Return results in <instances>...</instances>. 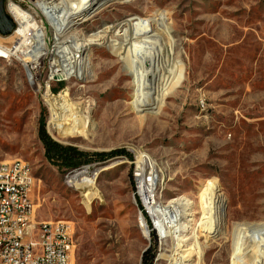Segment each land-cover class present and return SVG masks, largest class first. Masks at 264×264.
<instances>
[{
	"label": "rangeland",
	"instance_id": "1",
	"mask_svg": "<svg viewBox=\"0 0 264 264\" xmlns=\"http://www.w3.org/2000/svg\"><path fill=\"white\" fill-rule=\"evenodd\" d=\"M98 4L90 22L67 30L58 43H86L104 27L129 19L151 22L164 35L166 51L172 45L175 68L171 87L159 93L161 106L147 112L135 104L133 77L121 61L125 44L111 37L86 51L85 80L54 85L55 96L63 92L90 119L86 132L63 137L53 121V103L29 85L21 59H0V164L22 160L30 166L37 222L74 224L72 264H142L154 240L138 222L131 159L96 157L142 149L161 172L163 205L183 198L198 212L195 226L179 237L163 241L154 232L160 241L153 264H172L184 249L190 258L182 264H251L248 236L235 228L264 229V0ZM53 41L46 40L48 48ZM42 127L54 142L85 154L82 164L66 168L49 161ZM84 171L88 179L97 175L89 198L72 183ZM212 191L225 199L224 221L215 234L198 224L203 199Z\"/></svg>",
	"mask_w": 264,
	"mask_h": 264
},
{
	"label": "bare ground",
	"instance_id": "2",
	"mask_svg": "<svg viewBox=\"0 0 264 264\" xmlns=\"http://www.w3.org/2000/svg\"><path fill=\"white\" fill-rule=\"evenodd\" d=\"M3 1L4 5H6L5 13L7 14V11L8 13H15V1H8V4L7 0ZM122 1L131 2L132 0ZM98 3L99 0H75V2L73 0H61L62 6L67 8V12L69 13L66 24L59 30V39H64L67 30L83 25V22H87L89 17L94 16L92 14L95 13V7L98 6ZM26 30H28L27 27L19 29L18 32H14L8 37L0 36V59L8 60L19 53V59L23 62L25 70H27L25 62L28 59L31 62L32 60H41L49 53L46 40H41L40 30L35 27L28 30V32H32L35 40H27ZM162 35L149 21L129 19L116 26L104 27L98 33L92 35L93 38L88 42L86 41V43L80 42L79 44L76 41H73L69 45L59 43L57 48L53 50V55L56 56V54H59L61 58L60 65H57L58 70L62 71V75H59V77L64 79L63 83H68L73 78L82 82L89 74V68H87L88 55H86L88 48L105 45L111 37L119 38L124 42L126 48V51L121 55V61L133 77L135 104L142 111L152 112L157 110L161 106L160 97H158L159 93H163L171 87V78L175 75V68L172 67L173 65L171 63L172 45L166 51L165 47L167 46V42L164 40V35ZM17 37L19 38V43L15 44L14 40ZM10 41L12 44H6ZM22 47L23 50H20ZM31 54L33 55L32 58ZM26 78L29 85L34 88V81L30 80L29 73H26ZM66 96L62 92L50 101V105L53 103L51 105L53 121L56 122L57 130L61 136L66 137L68 135L71 138H75L76 135H81L86 132L90 125V119L88 115L78 113L76 108L68 103ZM54 139H57V137L54 136ZM144 159H151L152 164L156 166L153 159L146 152H144ZM4 166L5 163L0 164V168ZM26 173L34 179L33 172L27 163ZM85 174L86 171L75 175L72 178V183L77 187L80 186V190L86 194L84 198H89L92 192L88 189L94 186L97 175L92 179H88L85 177ZM159 176H161L160 171ZM161 185V177H154L152 179L151 191L148 196V203H150V206H148V214L156 222L158 238L165 241L171 239L173 236L179 237L182 232L191 230L195 226V216L198 212L193 201L183 198L172 200L164 206L161 201L163 192ZM137 209L139 222V207ZM224 210V197L222 194L212 191L203 199V215L198 224H203L205 230L210 231L212 234L218 233L224 221ZM17 216V207H9L6 210V221H14V219H17ZM184 217L187 218V223L182 222ZM140 227L143 230L144 236L147 238L148 232L145 224L142 223ZM235 230L236 232L242 231V234L246 235V239L248 236V244L245 252L247 251L253 254L254 261L251 264H264L263 227L258 225H236ZM184 237L181 236V239ZM187 253L188 249L179 251L174 256V262L172 264H182L183 261L185 262L190 258V255ZM242 257L240 256L238 259ZM0 258H2V250H0ZM241 264H245L244 260L241 261Z\"/></svg>",
	"mask_w": 264,
	"mask_h": 264
},
{
	"label": "built area",
	"instance_id": "3",
	"mask_svg": "<svg viewBox=\"0 0 264 264\" xmlns=\"http://www.w3.org/2000/svg\"><path fill=\"white\" fill-rule=\"evenodd\" d=\"M8 1H15V13L7 11V16L14 23L12 34L22 28L29 30L35 27L40 30L41 40H54L51 48L47 46L49 53L41 60L31 62L28 59L25 62V73H29L30 80L34 81V89L46 103H50L56 97L54 85L64 80L59 77L62 71L57 66L61 58L59 54L53 55V50L57 48L58 40H64L59 39V30L66 24L69 12L62 6L61 0H7V4ZM99 8L100 4L95 7L94 16ZM94 16L83 24L90 22ZM28 30L27 40H35ZM15 57L19 58V53ZM144 152L142 149L131 152L134 202L139 207V225L145 224L148 235L155 232L158 236L156 222L148 214V196L152 179L161 176L151 159H144ZM34 184L35 180L27 175L26 162L22 160L5 162V166L0 168V264H72L76 249L74 224L63 221L37 222L31 198ZM9 207L18 208L14 221H6Z\"/></svg>",
	"mask_w": 264,
	"mask_h": 264
},
{
	"label": "trees",
	"instance_id": "4",
	"mask_svg": "<svg viewBox=\"0 0 264 264\" xmlns=\"http://www.w3.org/2000/svg\"><path fill=\"white\" fill-rule=\"evenodd\" d=\"M54 93H58V90L54 89ZM41 139L45 145V156L49 161H53L56 165L66 168H77L82 164V161L86 159V155L80 153L78 150L71 147H63L54 142L45 132L44 128H41ZM117 156H126L132 159V156L125 151H113L109 154L97 155L98 159H106ZM154 243L143 253L142 264H153L156 256L155 249L157 247V237L154 233H151Z\"/></svg>",
	"mask_w": 264,
	"mask_h": 264
},
{
	"label": "water",
	"instance_id": "5",
	"mask_svg": "<svg viewBox=\"0 0 264 264\" xmlns=\"http://www.w3.org/2000/svg\"><path fill=\"white\" fill-rule=\"evenodd\" d=\"M14 30V23L4 11V1L0 0V35L8 36Z\"/></svg>",
	"mask_w": 264,
	"mask_h": 264
}]
</instances>
